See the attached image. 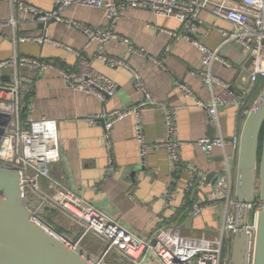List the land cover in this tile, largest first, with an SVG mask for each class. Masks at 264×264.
<instances>
[{
    "label": "built area",
    "instance_id": "1",
    "mask_svg": "<svg viewBox=\"0 0 264 264\" xmlns=\"http://www.w3.org/2000/svg\"><path fill=\"white\" fill-rule=\"evenodd\" d=\"M1 1L9 2L16 11L30 14L38 21L47 22L56 19L68 26L77 27L87 37L85 48L94 41L99 43L96 57L112 68L121 66L131 71L133 85L142 93L143 99L131 107L105 108L101 112L85 117L94 124L103 122V137L106 141L108 157L106 175L109 176L115 170L111 139L113 126L116 121L133 116L134 137L138 142L142 166L147 164V158L151 152L166 151L174 171L189 173L188 181L184 186L186 193L205 184L212 186L211 192L205 199L194 202L193 215L200 216L207 207L219 206L223 211V219L216 237H187L172 225L165 224L159 226L153 236L148 238L124 227L118 220L97 209L81 194L76 193L54 176L53 168L61 159L58 126L55 120L45 116L42 118L32 116L34 76L48 69L56 70L62 75L68 87L74 91L96 95L102 101L113 96L119 86L114 79H110L94 68L92 61L85 57L82 50L55 40L46 29L38 35L15 32L12 54L0 59V76H9L8 81L0 80V166L20 171L25 193L32 200L40 201L35 211L46 219L58 213L73 220L81 229L79 240L95 238L100 247L101 256L107 261L112 257L120 264H233L234 237L237 232L246 231L251 233L254 239L262 201L258 187L250 202L238 201L237 175L230 167L226 147L230 145L238 158L241 136L240 133L230 139L223 136L219 111L221 106H234L247 115L254 105L250 104L253 89L259 80L264 82V0H187L182 2L179 0H54L57 9L50 11L43 10L25 0ZM75 4L103 9L107 23L92 27L77 20L63 18L61 12ZM129 8H148L158 16L175 17L182 27V31L172 32L175 39H186L202 51V67L192 69L191 74L207 84L211 92V102L201 101L188 84L180 83L179 89L198 106L205 108L210 126L218 130V135L203 136L198 140V145L203 152L211 153L214 148L224 151L222 166L217 171V178L213 184L210 183L207 175L198 177L196 169L182 161L180 149L184 143L178 137L177 106H162L166 139L153 141L147 138L143 110L149 106H156L157 102L137 68L130 65L124 58L106 53L105 45L114 39L129 43V40L116 32L121 13ZM203 10L211 12L233 26L232 31L220 28L224 37L222 44L239 43L246 52L245 62L252 58L248 68L252 82L251 88L233 89V83L215 75L213 71L215 62L229 68L234 65L222 55L220 49L209 48L197 36L198 22ZM17 22L18 19L13 14L8 21L0 22V25L15 27ZM26 42L38 45L49 43L55 47H61L77 57V65L70 69L51 59L24 55L20 52V44ZM169 48L170 45H167L166 49L169 50ZM128 50L143 57L147 54L144 49H139L131 43ZM156 62L164 68L163 60ZM217 86H221L218 93L215 92ZM172 195L170 184L164 196L165 200L169 202ZM42 204H49L52 209H43Z\"/></svg>",
    "mask_w": 264,
    "mask_h": 264
},
{
    "label": "crops",
    "instance_id": "2",
    "mask_svg": "<svg viewBox=\"0 0 264 264\" xmlns=\"http://www.w3.org/2000/svg\"><path fill=\"white\" fill-rule=\"evenodd\" d=\"M25 1L46 11L55 8L54 0ZM201 12L197 36L209 48L220 49L222 55L232 62L234 65L232 68L215 62L213 71L218 77L233 83L245 69L246 52L239 43L222 44L224 37L220 28L232 31L233 26L229 22L217 18L207 10ZM13 14L18 19L15 27L0 25V59L12 54L15 32L38 35L46 29L55 40L82 50L85 57L92 61L94 68L114 79L119 86L113 96L102 101L96 95L74 91L68 87L62 75L56 70L48 69L34 76L32 116L34 118L45 116L55 120L58 126L61 159L53 168L54 176L81 194L97 209L118 220L132 232L145 237L151 238L159 226L165 224L172 225L187 237H216L223 219L222 208L207 207L200 216H194L192 213L194 202L205 199L211 192V185L205 184L186 193L184 186L189 173L177 172L180 175L174 176L169 156L164 150L151 152L143 170L137 169L142 163L138 142L134 137L133 116L118 120L113 126L111 139L115 170L109 176L106 175L108 157L103 137V122L94 124L85 117L101 112L105 108H123L138 104L143 95L133 85L131 71L121 66L112 68L96 57L99 43L94 41L85 48L87 37L77 27L68 26L59 20L51 22L45 28L39 27V21L34 16L16 11L9 2L1 1L0 22L8 21ZM121 14L116 32L129 40V43L114 39L105 45V50L109 55L124 58L137 68L157 102L156 106H149L143 110L147 138L153 141L166 139L162 106H177L178 137L184 143L180 149L182 161L184 164L192 165L198 177L207 175L213 184L217 178V171L222 166L224 151L220 148H214L211 153L201 150L198 140L209 133L207 112L179 89L180 83L188 84L201 101L211 102V92L207 84L191 74L192 69L202 67V51L186 39H175L173 33L182 31L181 23L175 17L158 16L148 8H129ZM61 16L92 27L107 23L104 10L97 7L75 4L64 9ZM130 43L144 49L146 57L129 51ZM167 45H170L169 50L166 49ZM20 52L24 55L54 60L70 69L77 65V57L73 53L49 43L41 45L21 43ZM158 60H163L164 68L159 66L156 62ZM243 81L246 82L247 78ZM263 89L264 82L259 80L252 92L255 96L254 102ZM220 90L221 86L215 88L216 93ZM219 116L221 132L228 139L240 133L246 119L243 118L242 111L234 106H221ZM213 130L214 136L219 134L217 129ZM226 153L229 155L232 171L238 175V158L230 145H227ZM135 169L136 172L132 175ZM170 184L173 195L167 202L164 196ZM89 238L88 249L98 255L100 247H97L96 239Z\"/></svg>",
    "mask_w": 264,
    "mask_h": 264
},
{
    "label": "water",
    "instance_id": "3",
    "mask_svg": "<svg viewBox=\"0 0 264 264\" xmlns=\"http://www.w3.org/2000/svg\"><path fill=\"white\" fill-rule=\"evenodd\" d=\"M54 21L56 19L40 20L39 27H47ZM251 62L252 58L246 61L245 69L233 82V89L251 88L248 71ZM0 80L8 81L9 76H0ZM245 118L240 131L236 195L240 203L250 202L259 180L262 208L254 239L246 231L236 233L232 261L233 264H264V89ZM213 129L209 126V137L214 136ZM137 169L143 170V166ZM135 172L136 169L132 175ZM172 173L180 175L176 171ZM38 204L39 200H32L25 193L20 171L0 166V264H111L100 251L98 255L90 252L86 240L80 241L78 234L57 230L35 211ZM41 207L52 209L49 204Z\"/></svg>",
    "mask_w": 264,
    "mask_h": 264
},
{
    "label": "rangeland",
    "instance_id": "4",
    "mask_svg": "<svg viewBox=\"0 0 264 264\" xmlns=\"http://www.w3.org/2000/svg\"><path fill=\"white\" fill-rule=\"evenodd\" d=\"M255 103V102H254ZM259 186V180L257 181V187ZM47 220L60 232L66 233H78L81 232L80 227L70 218H67L64 214H56L51 216V218H47ZM90 239V238H89ZM86 240V239H85ZM98 247V245H97ZM108 262L111 264H120L116 262L112 257L108 259Z\"/></svg>",
    "mask_w": 264,
    "mask_h": 264
},
{
    "label": "trees",
    "instance_id": "5",
    "mask_svg": "<svg viewBox=\"0 0 264 264\" xmlns=\"http://www.w3.org/2000/svg\"><path fill=\"white\" fill-rule=\"evenodd\" d=\"M254 91H255V90H254ZM254 97H255V96L251 94V96H250V104H251V105L254 104V101H255V100H254ZM242 113H243V118H244V117L246 116V114H245L243 111H242ZM55 215H56V213H55ZM51 216H52V215H50L48 218H51ZM89 240H90L89 238L86 239V242H85V243H86V246L88 245ZM87 247H89V245H88Z\"/></svg>",
    "mask_w": 264,
    "mask_h": 264
}]
</instances>
